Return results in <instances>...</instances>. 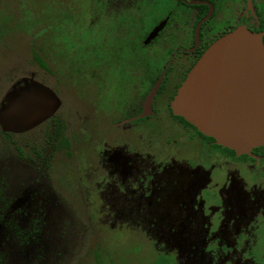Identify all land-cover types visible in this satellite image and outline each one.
<instances>
[{
    "label": "flooded vegetation",
    "instance_id": "obj_1",
    "mask_svg": "<svg viewBox=\"0 0 264 264\" xmlns=\"http://www.w3.org/2000/svg\"><path fill=\"white\" fill-rule=\"evenodd\" d=\"M76 1L82 5L77 17L67 3L59 23L69 51L58 45L46 60L35 49L41 62L26 59L21 68L29 81L22 76L10 81L0 100V120L8 126H0V162L26 165L49 190L56 164L69 161L79 176L62 179L73 189L87 179L84 168L91 149L99 194L91 198L86 189L89 204L101 200L109 202L112 211L107 212L113 215L133 214V228L142 234H187L192 256L196 252L207 264H264V144L238 154L172 109L192 67L217 39L238 27L264 34V0H241L239 19L216 34L208 24L220 15L223 0ZM55 3L60 5L52 0L48 6ZM61 52L73 55L63 57L64 75L56 71L63 69L57 62ZM69 70H75L74 79L86 73L100 88L97 105L95 100L91 106L86 93L83 117L70 118L66 110L62 82H72ZM29 102L41 108L52 103V110L36 116L31 125L23 123L28 112L20 115L17 107ZM59 126L66 128L67 147L58 142ZM0 191V228L9 231L12 205L19 197L1 179ZM155 204L165 211L152 215ZM38 235V226L19 228L17 239L23 245ZM164 251L168 264L185 263L167 252L166 243ZM5 261L0 248V264Z\"/></svg>",
    "mask_w": 264,
    "mask_h": 264
},
{
    "label": "rangeland",
    "instance_id": "obj_2",
    "mask_svg": "<svg viewBox=\"0 0 264 264\" xmlns=\"http://www.w3.org/2000/svg\"><path fill=\"white\" fill-rule=\"evenodd\" d=\"M51 1L0 0V100L10 81L21 76L26 79L27 70H21L22 64L35 49L39 48V53L46 60H50L48 51L58 48V45L60 51H69L59 23L66 16L65 4H71L70 8L75 9L72 11L76 13L74 18L82 5L77 4L76 0H59L60 5L55 3L48 6ZM242 7L241 0H223L220 15L208 24L212 33L216 34L235 23L242 14ZM64 54L57 58L58 64H61L59 67L63 69L56 71L61 75L68 71L64 70L63 62H67L69 53ZM69 57L73 58V55ZM69 71L72 82L68 79L62 82L68 105L66 110L70 118L83 117L86 113V93H89L91 106L95 100L97 105L100 88L91 83L86 73L83 72L81 79H74L75 70ZM30 84L27 87H31ZM36 105L29 102L26 106L17 107L20 115L28 112L27 117L21 118L23 123L31 125L30 122L36 116L52 110V103L46 108ZM34 107L39 108L34 110ZM0 126L4 130L8 127L7 122L1 120ZM98 133L100 135V129ZM96 163L95 154L89 149L84 168L87 179L84 184L75 185L73 189L65 185L62 179V176L68 180L75 174L79 176L73 164L69 161L56 164L58 172H55L52 180L55 184L47 190L46 183L39 182L41 179L36 171L11 159L1 160L0 179L9 183L19 197L17 205H12L13 211L8 219L10 230L0 228V248L6 252L4 264H168L164 243L167 252L176 253L175 258L181 263L207 264L206 258L200 260L201 256L196 255V252L192 256L191 246L186 245L187 234H171L167 237L164 230L142 234L141 230L133 228V214L126 213L120 217L113 215L107 212L112 211L109 202L104 201V204L100 198L99 202L89 204L85 199L86 189L91 198L97 199L99 194L95 184L99 176ZM110 205L115 206L116 201H110ZM163 206L157 208L155 204L151 214L163 213ZM17 211L19 215L15 214ZM30 226H38L39 235L32 240L26 238L27 244L22 245L17 239L19 228L27 230ZM167 240H170V247Z\"/></svg>",
    "mask_w": 264,
    "mask_h": 264
},
{
    "label": "water",
    "instance_id": "obj_3",
    "mask_svg": "<svg viewBox=\"0 0 264 264\" xmlns=\"http://www.w3.org/2000/svg\"><path fill=\"white\" fill-rule=\"evenodd\" d=\"M263 35L238 27L217 39L172 102L176 115L238 154L264 144Z\"/></svg>",
    "mask_w": 264,
    "mask_h": 264
},
{
    "label": "trees",
    "instance_id": "obj_4",
    "mask_svg": "<svg viewBox=\"0 0 264 264\" xmlns=\"http://www.w3.org/2000/svg\"><path fill=\"white\" fill-rule=\"evenodd\" d=\"M255 30H256V29H255ZM32 54H33L32 59L28 58V59H27V62L30 63V62H32V60H33L34 62H38V63H40L41 60L37 57L35 51H33ZM55 130H56V131H57V130L60 131V134H59V136H58V142L60 143L61 148H63V147H67V146H68V143H69V140H68L67 135H66V128H65V126H64V127H63V126H59V127L56 128ZM46 132H47V133L50 132V123H48V124L46 125ZM46 136H47V135H46ZM47 137L49 138V140H51V139L54 140V138H55L56 136H55L53 133H49ZM50 145L52 146V144H50ZM0 194H1V191H0ZM0 211H2V210L0 209Z\"/></svg>",
    "mask_w": 264,
    "mask_h": 264
}]
</instances>
